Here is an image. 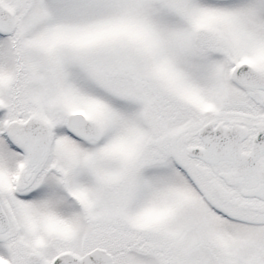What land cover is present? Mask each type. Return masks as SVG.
<instances>
[{
	"label": "snow or ice",
	"instance_id": "6c2138e0",
	"mask_svg": "<svg viewBox=\"0 0 264 264\" xmlns=\"http://www.w3.org/2000/svg\"><path fill=\"white\" fill-rule=\"evenodd\" d=\"M0 264H264V0H0Z\"/></svg>",
	"mask_w": 264,
	"mask_h": 264
}]
</instances>
